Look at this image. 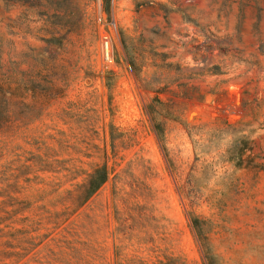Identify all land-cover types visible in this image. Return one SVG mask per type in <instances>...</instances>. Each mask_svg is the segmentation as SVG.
Segmentation results:
<instances>
[{
  "label": "rangeland",
  "instance_id": "obj_1",
  "mask_svg": "<svg viewBox=\"0 0 264 264\" xmlns=\"http://www.w3.org/2000/svg\"><path fill=\"white\" fill-rule=\"evenodd\" d=\"M4 214L0 264H264V0H0Z\"/></svg>",
  "mask_w": 264,
  "mask_h": 264
},
{
  "label": "trees",
  "instance_id": "obj_2",
  "mask_svg": "<svg viewBox=\"0 0 264 264\" xmlns=\"http://www.w3.org/2000/svg\"><path fill=\"white\" fill-rule=\"evenodd\" d=\"M107 174L105 169H97L88 180L87 190L81 194L78 199L82 201L87 200L98 187L106 180ZM6 220V215L0 216V224Z\"/></svg>",
  "mask_w": 264,
  "mask_h": 264
},
{
  "label": "built area",
  "instance_id": "obj_3",
  "mask_svg": "<svg viewBox=\"0 0 264 264\" xmlns=\"http://www.w3.org/2000/svg\"><path fill=\"white\" fill-rule=\"evenodd\" d=\"M102 52H103V61L106 64H109L111 62L110 57H109V50H108V41H104L103 47H102Z\"/></svg>",
  "mask_w": 264,
  "mask_h": 264
}]
</instances>
